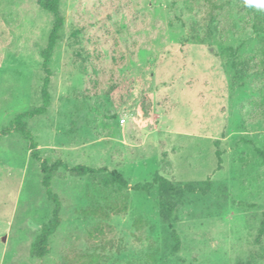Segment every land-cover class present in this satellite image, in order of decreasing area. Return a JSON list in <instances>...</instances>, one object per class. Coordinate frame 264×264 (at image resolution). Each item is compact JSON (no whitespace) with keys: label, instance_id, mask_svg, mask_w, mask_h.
<instances>
[{"label":"rangeland","instance_id":"rangeland-1","mask_svg":"<svg viewBox=\"0 0 264 264\" xmlns=\"http://www.w3.org/2000/svg\"><path fill=\"white\" fill-rule=\"evenodd\" d=\"M248 1H60L49 112L23 121L50 165L108 172H55L61 225L35 258L54 204L27 140L0 135V264H264V0ZM53 22L0 0V133L43 104Z\"/></svg>","mask_w":264,"mask_h":264},{"label":"trees","instance_id":"trees-1","mask_svg":"<svg viewBox=\"0 0 264 264\" xmlns=\"http://www.w3.org/2000/svg\"><path fill=\"white\" fill-rule=\"evenodd\" d=\"M60 1L61 0H37V3L41 9L47 11L53 15L54 22L51 30V34L49 36L47 46L41 51V57L43 59V69L45 72V78L42 87V99L43 104L40 107L34 108L31 111L18 115L12 122L11 126L7 129L2 130L0 135L5 136L11 133L12 131L17 132L23 138H25L28 142L29 149L31 151V158L40 163V171L42 173V186L45 189L47 199L54 204V209L52 211V216L50 220L43 225L40 233L36 237L34 243L31 247V255L35 258L42 259L47 256L50 252V238L57 232L61 225V208L62 203L59 196L52 189V180L56 171L60 168H63L73 174L77 175H95L102 172H108L106 168H92L85 165H77L73 168H70L67 164L62 161H57L55 164L50 165L47 160L42 159L40 151L38 149V142L36 141L33 133L26 128V125L23 121L24 117L36 118L42 117L48 114L49 108L51 105V94L49 92L50 79L52 76L51 70V60L53 57V53L57 46V43L61 40V31L64 28L65 17L62 15L60 10ZM249 6L252 5L253 0L248 1ZM216 147H218V142L215 143ZM255 151L257 155L264 162V150L255 147ZM216 156L218 158L219 167L222 163V153L218 149L216 151ZM110 180L109 183L117 184L121 188L124 189H132L136 192H145L149 193L151 189H153L156 185L165 186L169 185L171 189L174 187L171 183L164 179L161 176H156L152 182L145 184H136L134 186H130L127 180L120 174L118 171H110ZM98 231L101 232L100 229ZM264 235V213H263V221L261 223V228L259 230V236L262 237ZM173 238L175 242L174 251L178 252L180 250V237L176 233L173 232ZM89 264V263H83Z\"/></svg>","mask_w":264,"mask_h":264}]
</instances>
